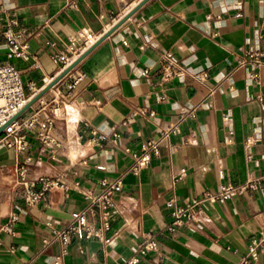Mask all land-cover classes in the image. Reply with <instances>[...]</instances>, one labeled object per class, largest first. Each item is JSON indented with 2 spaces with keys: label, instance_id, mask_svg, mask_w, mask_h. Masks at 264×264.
I'll use <instances>...</instances> for the list:
<instances>
[{
  "label": "crops",
  "instance_id": "crops-1",
  "mask_svg": "<svg viewBox=\"0 0 264 264\" xmlns=\"http://www.w3.org/2000/svg\"><path fill=\"white\" fill-rule=\"evenodd\" d=\"M138 2L0 0V62L13 64L23 84L42 88L71 36L101 34ZM7 31L21 33L22 56L10 55ZM263 43L264 0L142 4L82 59L86 76L78 86L53 85L21 114L54 118L50 133L61 148L52 152L34 137L24 152L0 143V226L9 223L0 231V264H117L133 256H140L138 264H237L264 227V65L254 79L238 58ZM167 50L186 68L182 81L154 72ZM147 66L150 76L142 74ZM177 121L178 132L160 138L150 163L131 171V152ZM92 130L106 136L101 145L90 140ZM27 154L33 159L26 179L61 182L35 206L24 202L18 171ZM181 168L186 174L178 177ZM103 178L122 182L109 227L97 209L88 211L87 225L99 235L72 232L64 252L55 232L73 212L87 210L84 192H101ZM248 178L258 185L223 202L202 201L210 216L203 228L170 229L169 199H203ZM147 234L156 249L141 255ZM249 264H264V253Z\"/></svg>",
  "mask_w": 264,
  "mask_h": 264
},
{
  "label": "built area",
  "instance_id": "built-area-1",
  "mask_svg": "<svg viewBox=\"0 0 264 264\" xmlns=\"http://www.w3.org/2000/svg\"><path fill=\"white\" fill-rule=\"evenodd\" d=\"M73 5L75 3L71 2L70 6ZM237 15H240V13H237ZM104 32L94 35L87 31H80L75 36H71L66 52L56 56V59L60 61V66L56 74L49 78L47 84L79 58ZM20 36L21 33L6 32L5 37L10 46V55L22 56L24 54L25 44L19 41ZM81 61L82 59L54 85L61 82L70 89L78 86L86 76L85 72L80 68ZM238 64L242 66L249 65L252 70V77L257 79L259 76V68L264 65V43L261 46L248 49L244 55L238 58ZM152 71V67L147 66L143 69L142 74L144 76H150ZM154 72L163 81L174 78L182 81L187 74L184 64L171 50L164 51L160 54ZM40 89L34 82H29L26 85L23 84L20 74L13 64L0 62V127L6 124L0 133V143L6 148H14L18 152H24L29 146L30 137L39 140L45 147H51L52 152H56L61 148L62 144L50 133L54 125V118L43 119L38 112H32L24 117L20 115L9 122ZM145 111V108L136 110V112L140 113H144ZM150 113L152 114V112ZM188 115L194 116L193 111L191 110ZM184 118L185 115L181 116L180 119ZM178 130L179 121L163 130L158 138H147L137 151L131 152L132 162L130 164V170L137 173L147 166L152 157L159 152L160 138L168 135L170 132H178ZM116 136L117 134H115ZM105 139L106 136L104 134H98L97 131L92 130L90 140L93 143L101 145ZM32 159V155L27 154L23 164L18 166L20 183L24 189V202L27 206L39 204L47 193L51 191L53 186L61 185V182L57 179L51 180L44 177L38 180L26 179L24 176L26 165ZM185 174V169L181 168L177 176L181 177ZM261 179L264 180V174L261 176ZM258 180V178H248L245 182L239 184H223L215 192H206L203 199L194 198L184 204L177 203L174 198L169 199L166 205L170 210V229L172 230L184 224H187L192 229L203 228L210 221V216L202 204L204 199L207 198L212 201L223 202L247 189L255 188L258 185ZM100 183L101 192L97 194L91 190L84 192V198L87 201V210L73 212L70 222L55 232L56 237L62 242L64 252L68 245L69 234L72 232L86 237L99 235L98 230H91L87 225L88 211L93 212L97 209L100 212L103 227H109L111 209L114 206L113 196L122 189V182L120 179L108 180L103 178ZM15 218L16 216L12 215L10 220H14ZM8 229L9 223L0 226V231H8ZM1 243L0 239V246ZM154 249H156V241L152 235L147 234L138 245V251L141 255H145ZM261 253H264V227L259 229L251 239L247 247V252L240 257L237 264H249L251 261L257 260ZM139 261L140 256H133L117 264H138Z\"/></svg>",
  "mask_w": 264,
  "mask_h": 264
},
{
  "label": "water",
  "instance_id": "water-1",
  "mask_svg": "<svg viewBox=\"0 0 264 264\" xmlns=\"http://www.w3.org/2000/svg\"><path fill=\"white\" fill-rule=\"evenodd\" d=\"M147 0H139L137 4H135L128 12H126L121 18H119L110 28H108L99 38L98 40L89 47L79 58H77L74 62H72L65 70H63L60 74H58L53 80H51L48 84L43 86L39 92H37L29 102L13 117L9 120L12 121L19 117L32 103H34L37 99H39L48 89H50L62 76H64L70 69H72L81 59H83L90 51H92L101 41H103L107 36H109L121 23H123L129 16H131L142 4H144ZM7 122V123H9ZM6 125V124H5ZM0 127V133L4 126Z\"/></svg>",
  "mask_w": 264,
  "mask_h": 264
}]
</instances>
